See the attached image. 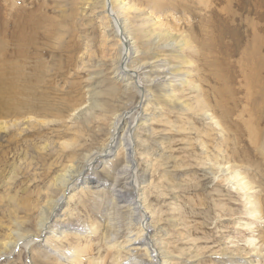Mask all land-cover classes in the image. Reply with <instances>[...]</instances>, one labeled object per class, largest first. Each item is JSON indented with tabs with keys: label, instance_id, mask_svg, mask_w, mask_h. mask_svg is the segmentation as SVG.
Instances as JSON below:
<instances>
[{
	"label": "rangeland",
	"instance_id": "1",
	"mask_svg": "<svg viewBox=\"0 0 264 264\" xmlns=\"http://www.w3.org/2000/svg\"><path fill=\"white\" fill-rule=\"evenodd\" d=\"M122 1L121 22L143 53L132 66L168 65L187 81L165 89L173 90L171 101L155 84L136 115L146 122L135 134L133 167L155 251L167 264H264V122L251 128L264 116V0ZM101 9V0H0V73L16 79L7 98L17 105L15 114H0V244L34 232L55 184L104 140L97 132L102 118L135 101L133 93L118 96L117 40L100 23ZM168 31L176 42L156 38ZM117 149L108 158L116 165L95 171L107 190L78 183L57 208L55 233L41 234L32 252L15 248L0 264L147 263L139 243H127L137 221L127 226L111 207L110 181L122 163ZM234 171L255 187L260 221L245 214L243 194L223 182Z\"/></svg>",
	"mask_w": 264,
	"mask_h": 264
},
{
	"label": "bare ground",
	"instance_id": "2",
	"mask_svg": "<svg viewBox=\"0 0 264 264\" xmlns=\"http://www.w3.org/2000/svg\"><path fill=\"white\" fill-rule=\"evenodd\" d=\"M122 2H123L122 0H101L102 9H101V13H98V14H99L100 23L105 24V28L106 29L108 28V31H111V33H110L111 36L117 40L116 41V43H117L116 44V46H117V61L115 63L116 66L114 68L113 74H114L115 80L117 82L121 83V86H120L121 89L118 91V94H119L118 96H120L121 98H124V97L127 98L130 96L131 93H133L135 101H134L133 105L130 106L128 109L123 110V112H121L119 114L116 113V114L112 115L111 118L102 116L103 118L101 120V126L97 132L101 137L104 138V140L101 139L99 146L95 150H93L92 152L89 153V155L87 156V160H86L85 164H83V166L78 171L75 170L74 172H71L67 176L66 180L64 177V179L62 181H60L58 184H55V186L57 185L56 190H55L56 196H55L53 201H50L48 206H45L43 208L42 214L38 215L39 219L33 225V229L35 228L34 232H32L30 234L27 233L21 237L18 236L20 238H16L10 244H6V243L0 244V258H3V257L9 258L10 256L13 255V252H14L15 248H17V247H20L23 250H26L27 248L30 247L29 252H32L31 248H32V246H37V244L39 243V239L41 237V234L42 235L44 234V236L49 235V234H54L55 233L54 232V230H55L54 225H56L55 224L56 220L54 221L53 218L58 217L57 208H59L60 206L61 207L63 206V203H65L67 200V199H65L66 196L70 195L71 190L73 188H75V186L78 183H80V184L83 183L84 185H87L86 188H96L98 190L101 188L100 190H107V186H108L107 182L101 181L97 177V175H95V173H96L95 171L101 165H103L104 169H105V167H108V166L110 167L111 164H113V165L115 164V163H113V161L109 160L108 158L110 156H112V154H115V149L118 147L117 150L119 151V154H118L119 158L117 159V162L122 161V163L118 168H116V170H115L116 172L114 173L115 177L112 178L110 181L113 184L112 185L113 187L110 190L111 195H109L110 196L109 198L111 201L110 203H112L111 207H113V209H118L119 211L123 212L125 221H128V223L126 224L127 226H131L132 224L134 225L135 221H137L138 225H136V227H134L135 229L134 228L131 229L130 233H132L134 231H136V232H135V234H133L130 237L131 239H129L127 237L129 239V241L127 243L128 244L131 242H134V243L136 242L137 244L139 243L140 247L137 246L136 250L143 252V255L145 257H147L146 258L147 263H143L142 260H139L140 263H142V264H167L163 254L157 252L158 250L155 247L154 243L152 242V239H151L149 233L147 232L148 222L146 221L144 223V225L142 226L144 216H146V217L148 216L147 218H149V213H148V208L145 207V198L143 197V192H141L142 189H140V187H139V186H141V183L139 180V176L137 174L138 173L137 167H133V166H135L134 165L135 160H133V157H131V152H132V156L135 155L136 150H134V147H133V143L136 142L135 134H136L137 130H139L138 128L141 127L146 122V119L145 118L143 119V114L139 119L136 115H137V112L139 111V109H142V111H145V106L148 105V100H149L148 98L151 94L150 90L153 88H156L157 85H155V84H158L160 91L162 93H165V94H163L165 96V98H168L169 101H171V96H169V94H167V92L169 90H172V89H169L168 91H165V89L167 87L173 88L175 86L174 83L176 84L177 81H181V80H178V77H176L177 75H175L176 73L173 72L172 68H167L168 65L163 66V65L157 64L155 62L154 64H149V63L144 64L143 63L139 67L138 66H132L131 61L133 60L135 53H138L139 56H141L140 54H143V53H141V50L140 51L138 50L139 48H137L136 42H134L133 39L130 38V36L128 35L127 24L123 23V21L121 22V20H122L121 14L118 12V10L122 9V5H123ZM207 8H209V7H207ZM113 16H116V19L113 18L114 19L113 20L112 19ZM1 20H2V18H1ZM17 23H19V22H17ZM117 23H118V25H117ZM25 24H27V23H25ZM30 26H32V25H30ZM160 26L163 27L162 25H160ZM3 29H2V31H3ZM119 29H120V31H119ZM13 30H15V29H13ZM19 30H21V29H19ZM27 31H26V33H27ZM5 32L6 31L4 30L3 33H5ZM19 33H20V31H19ZM218 34H220V33H218ZM221 34H222V30H221ZM104 35H106L105 37L107 38V34L105 33ZM148 35H149L148 33H144L143 37L147 38ZM140 36L142 37V35H140ZM179 36H181L180 33H179ZM148 37H151V36L149 35ZM173 37H175V35L171 34V32L168 31L164 34L158 33L156 38H158L159 41L171 40L173 42V41H175ZM21 38H22V36H21ZM2 40H4V39H2ZM9 40H8V42H10ZM8 42H5V43L9 44ZM0 43H2V42L0 41ZM5 43H3V44H5ZM164 43H166V42H164ZM221 43H222V40H221ZM183 44H185V41H183ZM16 45H18V44H16ZM219 45L220 44H218V46ZM11 47H13V45ZM23 47H24V45H23ZM170 47L172 48V45H170ZM176 47L177 46H175V48L172 50H175ZM6 48H8V47H6ZM229 50H231V49H229ZM12 62H13V60H12ZM15 65H16V63H15ZM146 69H148V70H146ZM16 74L17 73H15V75ZM17 80H21L24 83L26 82V79L24 77H17ZM256 81H258V80H256ZM181 82L187 83V81H183V80ZM249 86H250V84H249ZM249 86H246V87H249ZM151 87H153V88H151ZM263 88H264V86H263ZM15 90H16V79L15 78H9L6 74L0 73V114L2 116H6V115L11 116L13 114L12 112H14V114H15L16 110L14 108H15V106H17L15 104V102L13 101V97L15 95ZM11 94L13 95V97L7 98V96L11 95ZM262 97H264V93L262 94ZM155 100L157 101V99H155ZM262 100L264 102V98ZM130 103H131V101H130ZM28 107L32 108L30 104H28ZM211 121H213L215 123V125L219 129L222 130L220 122H217L218 119H215L213 117V118H211ZM136 122H137V124H136ZM261 122H264V116H262V115L256 117L254 122L251 123L252 124L251 128L253 130H255V127L258 126ZM13 123H15V121ZM135 126H136V128H135ZM4 127L6 129L5 122L0 123V130L4 129ZM257 134H258V131H255L256 137L258 136ZM257 139H259V138H257ZM135 148H136V143H135ZM258 150L260 151L259 153L264 152V138L260 139V141L258 142ZM263 156H264V153H263ZM108 162H109V165L106 164ZM222 166L224 167V165H222ZM220 171L222 172V167H221ZM224 173H225V171H224ZM224 181L227 182V185L229 186V188L231 190L235 191L236 193L243 194L241 197L244 198L243 202H245L246 208H247V210L245 211V214L249 215L251 217V219H253V220L260 221L261 216H262L261 215L262 212H261L260 201L258 200V198L252 197V195L256 193V192H253V191H255V187L252 185V182L245 180V178L241 177L239 172H235V171L230 174L229 178H226L225 180H223V182ZM56 183H57V181H56ZM89 186H91V187H89ZM57 187L59 188L58 190H57ZM83 187H85V186H83ZM249 194H251V196ZM105 195H108V193H106ZM238 196H240V195H238ZM49 221H50V223H49ZM145 235H147V238H145ZM46 239H48V238H46ZM147 239H149L151 244H148L146 242ZM252 242H253V240L250 241V244H252ZM42 246L44 247L45 244H43ZM155 250H157V251H155ZM130 264H136V263H135V261H133V263H130Z\"/></svg>",
	"mask_w": 264,
	"mask_h": 264
},
{
	"label": "water",
	"instance_id": "3",
	"mask_svg": "<svg viewBox=\"0 0 264 264\" xmlns=\"http://www.w3.org/2000/svg\"><path fill=\"white\" fill-rule=\"evenodd\" d=\"M117 25H118V23H117ZM119 31H120V29H119ZM131 157H132V152H131ZM134 164H135V162H134ZM147 221V217L146 216H144V218H143V224H142V226L144 225V223ZM146 233V232H145ZM147 234V233H146ZM145 238H147V235H145ZM148 244H151V242L149 241V239H147V241H146Z\"/></svg>",
	"mask_w": 264,
	"mask_h": 264
}]
</instances>
